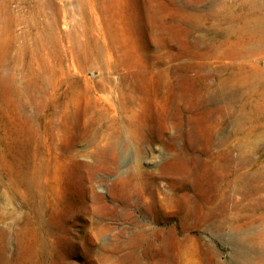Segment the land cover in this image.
<instances>
[{"label": "rangeland", "instance_id": "rangeland-1", "mask_svg": "<svg viewBox=\"0 0 264 264\" xmlns=\"http://www.w3.org/2000/svg\"><path fill=\"white\" fill-rule=\"evenodd\" d=\"M242 8L0 0V73L24 89L35 71L43 86L21 102L34 124L0 119V264H250L239 253L264 237V192L251 195L264 185V111L227 79L264 55L232 58L217 25ZM183 24H196L190 36ZM36 125L53 126L46 145ZM22 148L40 167L36 201L6 184ZM222 215L239 229H211Z\"/></svg>", "mask_w": 264, "mask_h": 264}, {"label": "bare ground", "instance_id": "bare-ground-1", "mask_svg": "<svg viewBox=\"0 0 264 264\" xmlns=\"http://www.w3.org/2000/svg\"><path fill=\"white\" fill-rule=\"evenodd\" d=\"M241 1H242V5H243L241 12H239V13L231 12L229 17L227 16L228 19L226 20V24H217L219 26V28H222L224 30V33H225L224 44H228V46L231 49V57L236 59V60L241 59L243 56H247L250 58L252 56H260V55L263 56L264 55V52H263L264 51V0L263 1L262 0H260V1L241 0ZM148 25H150V24H148ZM160 25L161 24H159V26ZM183 25L185 26V30H186L185 37L190 36L191 30L194 29V26L196 24H183ZM159 26H158V29H159ZM181 28H183V27H181ZM181 30H184V29H181ZM149 31H150V29H149ZM184 31H182V32H184ZM162 41H165V40H162ZM164 44H166V42ZM82 48H84V47H82ZM31 63L32 62H30V64H28V66H29L28 69L29 68L32 69L33 65ZM249 66H250V69L248 70V69H246V67H244V65H239L237 68L238 72L234 76L229 77L227 80L228 81L231 80L235 84L250 85L251 86L252 91L250 93H248L246 96L248 97L247 101H249L251 104L253 103L252 104L253 107L251 110H252V112H254V117H257V116L261 115L264 111V67L260 66L257 63L256 64L252 63ZM2 67H4V66H2ZM32 71H33V69H32ZM34 72L31 73L32 75L28 74L29 76L28 75L25 76L24 82H26V83H24V82L23 83H24V86H25V84H26V86L24 89H22L21 86H19L20 84H18V80H17L15 72H11V73L9 72V74H6V75L3 73L2 74L0 73V119H3L6 115H8V116L14 115L20 120L26 119V123L30 122L31 124H34L37 121L38 118H35V116H34V118H32V116H29L26 114L21 115V113H20L22 111V108H24V107H22L21 102L27 101V102L33 103L34 102V100H33L34 94L38 93L40 87L41 88L43 87V86H41V83H39L40 81H38L36 75H33ZM39 79H41L40 76H39ZM6 83L8 84L7 88H6V86L5 87L2 86L3 84H6ZM54 95H55V93H54ZM45 98L46 97H44V99ZM44 99H43V101H44ZM44 102H42V103H44ZM6 103L7 104L9 103V108L6 106ZM36 106L37 105H35V107ZM48 107H49V105H46V103H45V105H42L40 108L41 112H45L48 109ZM26 111H28V110H26ZM38 113L40 114V112H38ZM38 124H40V123H38ZM114 125L115 124L108 126L107 130H108L109 134L113 132ZM37 127H38L37 130H34V131H36V133H34V134H36L38 139H41L43 141V144L46 145V142H44V141H46L45 140L46 135H48L49 134L48 132L53 129V126L48 127V128H44V130L40 126H37ZM93 128L95 131L92 130L93 132H91V133L98 131L97 134H99L100 129L98 128V126H97V128L96 127H93ZM95 142H97V141H95ZM95 146H97V145H95ZM68 151H70V150H68ZM81 152H78V151L75 152L73 150L72 157L85 155V153L83 154ZM25 153H26V148H22L18 152V155L21 157V159H19V164H18L19 169H17V176L15 177V179L14 178L9 179V182H7L6 184L10 188L13 187V184H14L15 187H17V188H15V192L20 193L22 198L23 197H25V199L30 198V199H34L36 201L38 190H40L41 189L40 186H42V184L40 182L39 175L37 173V172H40V170H39L40 167L38 166V161H36L35 158H34V160H31V161H27V160H25V158L23 159V155H25ZM36 154H37V152L35 153V155ZM0 156L2 157V153H0ZM33 168H35L37 170L36 173L32 172ZM239 192H240V190H239ZM263 192H264V185L259 186V187H254V190H253V192H251V195L255 196V195H258L259 193H263ZM30 202L33 205L34 201L33 202L30 201ZM30 207H31L30 210H32L33 212H34V210L37 213L39 212V209H37L38 205H36V203H35V205H33V208H32V206H30ZM206 221H208L209 227L211 229H214V230H221V229H225V228L231 229V230H236L239 227V225H237V224L235 225L237 219H231L230 217H227L225 215H222L221 217H217L216 219L208 218V220H206ZM257 234H259V233H257ZM242 242H244V244H248V245L251 244L256 250L251 251L247 248L243 249L239 253L240 259L244 260V262H248L250 264H264V251H261V248L264 247V237L257 236V237L253 238V237L249 236V237L243 238ZM213 261H214V264H221L216 259ZM236 261H237V259H236Z\"/></svg>", "mask_w": 264, "mask_h": 264}]
</instances>
